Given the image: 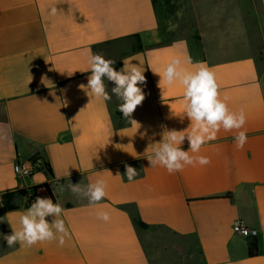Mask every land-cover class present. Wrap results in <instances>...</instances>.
Segmentation results:
<instances>
[{
  "label": "crops",
  "instance_id": "obj_1",
  "mask_svg": "<svg viewBox=\"0 0 264 264\" xmlns=\"http://www.w3.org/2000/svg\"><path fill=\"white\" fill-rule=\"evenodd\" d=\"M89 50L118 71L125 61L143 70L137 123L114 95L104 101L79 88ZM173 58H190L189 70L209 66L221 99L243 109L246 123L190 152L210 164L169 174L146 157L165 131L191 132L183 88L159 87L154 73ZM238 131L248 137L242 149ZM34 157L51 178L15 175V164ZM126 164L139 173L131 182ZM100 179L107 195L94 205L67 188ZM15 191L63 206L58 218L71 234L63 247L8 246L3 237L28 208L4 210L3 196ZM237 222L258 231V256L249 257L252 241L233 231ZM0 264H264V0H0Z\"/></svg>",
  "mask_w": 264,
  "mask_h": 264
},
{
  "label": "clouds",
  "instance_id": "obj_2",
  "mask_svg": "<svg viewBox=\"0 0 264 264\" xmlns=\"http://www.w3.org/2000/svg\"><path fill=\"white\" fill-rule=\"evenodd\" d=\"M55 11V9L53 10ZM179 15V13H177ZM177 25L168 22V31H174ZM116 61L106 59L102 54L91 53L87 57L88 69L90 75L87 78V85L80 84L79 88L86 92L91 98L110 101L113 95L120 101L117 110L122 113L125 120L130 123H137L132 120V114L138 106L145 100V94L139 86L144 84L146 78L143 70L132 64L124 62V67L119 71L114 68ZM191 64V59L183 61L181 58H173L163 68L162 73L154 72L161 77V84L166 87L178 83L183 88V115L191 122V132L184 135V132L175 130L165 131L162 142L151 146L152 154L146 158L152 167L157 165L167 169L169 174L182 171L185 166L199 164L206 166L211 163L206 156H192L191 153H197L201 147L217 139V133L221 128L224 131L239 130L246 123V115L243 109L234 112L229 109L226 101L221 99L219 84L217 83L215 72L203 62H199L192 70L182 66ZM72 75V74H71ZM105 81L112 82L111 94ZM163 90V89H162ZM185 138L189 141V149L183 150L181 145ZM247 134L244 131H238L234 137L236 147L242 149L247 143ZM158 145V147L156 146ZM31 167L30 162L23 165H17L16 171L26 174ZM125 175L129 182L133 181L139 175L137 170L130 165H125ZM106 182L103 179L95 183L72 184L68 183L67 188L78 197L87 198L90 205L102 201L106 195ZM57 190L60 193L65 191L64 185H59ZM64 211L59 203H53L49 198L37 197L27 210L20 215L18 229H13L11 235L4 236L9 247L16 243L20 246L32 247L37 243L58 241V245L63 247L66 239L71 238L65 221L58 217ZM53 217L50 223L46 218ZM98 218L108 221L110 216L108 212H99ZM237 230L240 231L239 225ZM247 235V232H243Z\"/></svg>",
  "mask_w": 264,
  "mask_h": 264
},
{
  "label": "trees",
  "instance_id": "obj_3",
  "mask_svg": "<svg viewBox=\"0 0 264 264\" xmlns=\"http://www.w3.org/2000/svg\"><path fill=\"white\" fill-rule=\"evenodd\" d=\"M40 172H43L48 178H51L52 171L47 162L43 163L42 168L39 170ZM26 196L25 191H15L7 193L3 196V207L4 210L7 212L16 211L21 209V207H29V205H25L23 203V198ZM144 225V224H140ZM257 238L251 239V244L249 245V257L253 258L259 255V245L256 240Z\"/></svg>",
  "mask_w": 264,
  "mask_h": 264
},
{
  "label": "built area",
  "instance_id": "obj_4",
  "mask_svg": "<svg viewBox=\"0 0 264 264\" xmlns=\"http://www.w3.org/2000/svg\"><path fill=\"white\" fill-rule=\"evenodd\" d=\"M28 162H30L31 167L27 170L26 174H21L20 172L16 171V166L17 165H23L24 163L23 164L18 163V164H15V166H14V173L20 179H28V178L32 177L36 172H40L39 170L42 168L43 163H44L39 157H34L31 160H29ZM23 202L25 205H29V204L31 205V203H33L34 201L29 199L27 196H24ZM237 225H239V227L241 229L240 231L237 230ZM233 231L236 234L243 236V237H246V238H249V239L257 238L259 235L258 231L248 228L242 222L235 223V225L233 227ZM244 231L247 232V235L243 234Z\"/></svg>",
  "mask_w": 264,
  "mask_h": 264
}]
</instances>
